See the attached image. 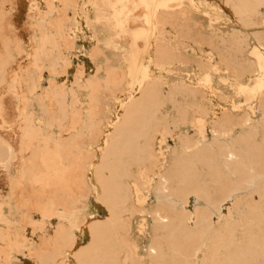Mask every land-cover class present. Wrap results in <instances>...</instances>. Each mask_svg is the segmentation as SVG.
I'll list each match as a JSON object with an SVG mask.
<instances>
[{"label":"rangeland","instance_id":"374dc122","mask_svg":"<svg viewBox=\"0 0 264 264\" xmlns=\"http://www.w3.org/2000/svg\"><path fill=\"white\" fill-rule=\"evenodd\" d=\"M4 1L7 9L0 20V39H5L11 46L13 57L7 66L4 82L0 84V138L17 157L11 162L0 163V264H26L28 255L42 253L48 248L33 236V228L39 224H56L62 228V235L56 240L57 246L50 250L56 254L58 264H65L77 255V248L88 244L87 222L91 218L104 220L107 217L103 206L96 200L100 190L91 180L92 166L99 161L100 149L106 147L104 138L112 131L125 98L138 92L149 80L159 79L156 61L160 47H167L177 54L170 66L171 72L166 76L169 86L182 80L195 83L199 76L197 62L208 58L214 64L209 81L200 86L202 90L226 98L225 111L229 115L238 118L251 115L258 125L250 131L235 129L228 139L215 138L210 129L217 100L212 94L206 99L198 93L201 96L197 95L196 103L200 104L193 105L194 112H197L193 113L197 117L196 125L180 124L172 133L165 131V126L161 127L162 133H158L155 140L156 166L139 167L135 164L126 180L130 206L121 214L117 233L121 244L133 249L139 264H144L149 253H153L147 249L151 241L167 245L171 232L153 221L149 212L170 201L180 211L189 206L179 194L180 187H177L175 195H167L161 189L159 178V174L170 169L175 162L174 150L180 146L181 139L206 138L204 143L217 161L214 162L216 168L229 179L237 176V162L226 164L225 147L235 145L239 148L242 162H248L254 153L264 149V114L256 109L258 98L264 91V77L253 73L242 76L239 84H233L226 65L219 63L217 57V48L230 56V48L220 42L222 37L249 34L251 46L246 55L260 65L255 34L264 32L262 15H254L249 23L235 21L221 7L219 0H149L147 13L143 9L146 0ZM158 17L170 24L169 37L157 27ZM185 24L193 28L194 39L181 41L173 36ZM44 34L56 43L53 60L34 62L35 52L41 51L37 44ZM178 99L185 102L182 96ZM164 111L169 115L164 113L165 119L171 121L176 117L169 103ZM204 111L206 116L201 115ZM23 112L34 118L38 129L34 144L40 147L49 144L53 148L56 140L69 138L74 145L63 152L58 173H51L53 176L48 177L47 182L21 183L17 191L12 192L11 186L18 181L22 163L20 155L26 144L20 127ZM58 121H63V125ZM225 123L228 124L227 121ZM203 169L207 191L212 197L217 196L215 200L220 202L222 197L217 182L206 172L208 166ZM244 191L239 192L242 195L236 202H232L231 197L226 199L228 206L221 217L213 211L217 216V227L226 221L244 224L237 234L239 239L243 238L240 240H244L256 227L257 219L251 214L250 207L256 205L259 212L264 213V198ZM201 203L200 199L198 204ZM131 205L135 207L134 211L130 210ZM46 207L48 212H45ZM189 226L194 227L191 220H188ZM10 241L17 242L13 250L9 246ZM125 254H122L123 259H127ZM167 257L171 258L168 264H188L177 260L172 251H167ZM190 257L195 258L196 255ZM202 258L203 253H199L196 264H202ZM126 261L130 263L129 259Z\"/></svg>","mask_w":264,"mask_h":264},{"label":"bare ground","instance_id":"6f19581e","mask_svg":"<svg viewBox=\"0 0 264 264\" xmlns=\"http://www.w3.org/2000/svg\"><path fill=\"white\" fill-rule=\"evenodd\" d=\"M219 2L221 7L235 21L239 20L243 23H249L252 17L257 14L262 15V20H264V11H262L264 0H219ZM145 6L143 5V9L147 13L150 6L149 0L145 1ZM6 9L5 1L0 0V20L6 13ZM48 9L50 10V8ZM262 20L260 21L262 22ZM157 21L159 22L157 27L161 33L169 37L170 35L167 31L170 32V24L164 19L161 20V17H158ZM243 26L246 25L243 24ZM58 30H61V28ZM248 35L236 33L231 37L221 38L220 42L230 48V56H226L217 48L219 63L221 61L222 64L226 65L234 82L233 84H239L242 76H250L253 73H258L259 76L264 77V32L255 34L257 40L256 51L261 57L259 59L260 65L253 62L252 57L246 55V51L251 46ZM173 36L181 41L194 39V30L191 26L185 24L180 28L178 34ZM55 44L53 38L44 34L40 39V44H37L41 51L40 53L35 52L33 61L52 59ZM176 55L170 52L167 47H160L156 61L157 71L160 73L159 79L157 81L149 80L138 92L126 97L121 105L119 117L112 127V131L104 138L106 147L100 149L99 161L92 166L91 170V180L98 185L100 190V196L96 200L103 206L107 217L104 220L91 218L87 222L85 231L89 241L88 244L77 248V255L65 264H133L135 262L139 264L134 256L133 249L127 245H122L118 239L119 236H117L121 214L130 206L126 180L135 164L139 165V167L143 165L150 168L156 166L158 157L155 153V140L158 137V133H162V126H165V131L172 133L180 124L191 123L196 125L198 123L197 117L193 114L197 113L194 112L193 105L198 104V102L196 103V97L197 95L201 96L198 93H202L206 99L209 97L208 95L212 94V97L217 100V108L213 112L211 129L206 126L211 130V134L215 138L228 139L236 131L235 129L242 128L250 131L257 127L258 124L255 125L251 115L245 114L241 118L229 115L225 111V104L228 101L226 98L215 95L211 91L202 90L200 86L204 82L209 81L208 76L214 64L208 58L203 60L201 58L197 62L196 66L199 70V76L195 83L182 80L178 84L169 86L166 76L167 73L171 72L170 66L175 62ZM12 57L11 46L5 39L1 38L0 84L4 82L6 69L12 61ZM217 69L219 70V68ZM121 75L119 76L120 78ZM164 86L167 88L165 89ZM178 96H182L185 102L179 101ZM167 103L171 105L176 113V117L171 121L164 118V109ZM59 104L58 106H60ZM256 109L261 110L264 114V91L258 98ZM0 111L2 110L0 109ZM65 111L67 112V109ZM58 113H60V110ZM205 114H207L206 111L202 112L201 115L206 116ZM21 115L20 127L26 144L24 151L20 155L22 163L18 172L19 177L18 181L11 186L12 192H16L21 183L27 185L43 183L49 179L48 177L53 176H50L51 173H58L57 170L61 163L63 152L69 151L74 145V141L69 138H60L55 143L53 140L54 144L49 142L54 145L53 148L49 144L42 147L34 144L37 140L38 131V129L36 130L34 118L26 112L21 113ZM165 115L168 114L165 113ZM58 119L60 118L58 117ZM62 122H59L61 126L63 125ZM207 133L209 134V132ZM162 135L164 138V134ZM205 139L202 140L198 137L189 140L181 139L180 146L174 150L177 157L172 167L159 174L162 191L167 195H175L178 192L177 187H180L179 194L183 196L189 206L186 205L188 208L180 211L179 207H176L170 201L166 204H159L156 209H152L153 211L149 212L153 221L171 232L167 239V245L151 241L147 249L153 251V253L148 252V258L144 264H168L171 258L167 257V251H172L177 260H183L188 264H196L199 253H203L202 264H264V213H260V209L256 205L250 207V212L257 219V223H255L256 227L254 225L255 229L253 230L252 227L253 231L244 240H240L243 238L240 236L241 238L239 239L237 236L238 231L244 226L243 223L226 221L225 224L217 227V216L215 217L213 213L214 211L221 217L228 206L225 203L226 199L231 197L232 202L238 201L242 195L239 192L243 190H247L251 196L264 198V149L261 152L254 153L248 162H242L239 148L235 145L225 147L223 155L226 157V164L230 161L237 162L235 169L237 176L229 179L225 178L220 173L221 170L216 168L214 162L216 163L217 161H214L211 151L205 146ZM47 141H50V139ZM42 142L44 143L45 141ZM104 144L103 146H105ZM16 157L17 155L11 147L0 138V163L6 160L11 162ZM205 166H208L206 172L219 186V193L222 197L220 202L217 199L215 200L217 196L214 198L207 191L206 179L204 178L206 173H204L203 169ZM62 180L64 181V179ZM54 184L56 185V183ZM200 199L202 203L198 204ZM130 208L132 211L135 210L132 205ZM46 209L47 211L45 212H48L47 207ZM188 220L194 223L193 228L188 227ZM62 232V228L56 226V224L55 226H45L44 224L35 226L33 228V236L39 242L46 244L48 248H45L42 253H31L28 255L26 264H58L55 257L56 254L54 255L50 250L57 246L56 240ZM67 235L69 236V234ZM10 242L11 250L15 249L17 242ZM19 248L21 249V245ZM123 253H126L127 259L122 258ZM192 254L196 255V257L191 258ZM128 259L130 263L126 261Z\"/></svg>","mask_w":264,"mask_h":264}]
</instances>
